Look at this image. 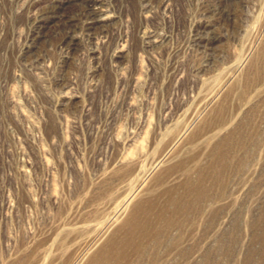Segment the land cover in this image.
Segmentation results:
<instances>
[{"label": "rangeland", "instance_id": "rangeland-1", "mask_svg": "<svg viewBox=\"0 0 264 264\" xmlns=\"http://www.w3.org/2000/svg\"><path fill=\"white\" fill-rule=\"evenodd\" d=\"M0 264H264V0H0Z\"/></svg>", "mask_w": 264, "mask_h": 264}, {"label": "bare ground", "instance_id": "bare-ground-1", "mask_svg": "<svg viewBox=\"0 0 264 264\" xmlns=\"http://www.w3.org/2000/svg\"><path fill=\"white\" fill-rule=\"evenodd\" d=\"M171 204H172V203H171ZM142 211H143V210H142ZM145 212H146V211H145ZM143 213H144V212H143ZM143 213H142V214H143ZM161 214H162V213H161ZM159 215H160V214H159ZM160 216H161V215H160ZM136 217H138V216H135V218H136ZM135 218H134V219H135ZM144 219H145V218H144ZM146 220H147V219H146ZM161 220H163V218H162V219L159 218V221H161ZM130 221H131V220H130ZM130 221H129V222H130ZM141 221H143V220H141ZM129 222H128V223H129ZM143 222H144V221H143ZM143 222H142L141 224H143ZM165 222H166L165 225L163 224V225H161V226L158 227V228L156 227V229H154V228H151V229H150V228H149L152 232H151V231H150V232H149V231L147 232V231H146V228H148V227H146L144 224H143V225H140V226L138 225L139 227H136V226L134 225V227H136V229L139 230V232H140L141 234L145 233V232H144V230H145V231H146V234H147L148 236H150V238L153 240V242H155V244H157L156 242H159V240H160L159 238H161L162 235L164 236L165 233L167 232V229L169 230V228H170V224H169L170 220H169V219H166ZM131 223H132V222H131ZM144 223H145V222H144ZM150 223H152V222H150ZM160 223H162V222H160ZM139 224H140V223H139ZM152 224H153V223H152ZM128 225H130V224H128ZM150 225H151V224H150ZM150 225H148V226H150ZM132 226H133V225H132ZM151 226H152V225H151ZM128 227H129V229H130V226H128ZM161 227H162V228H161ZM168 227H169V228H168ZM137 230H136V232H137ZM132 231H134V229H133ZM150 233H151V234H150ZM130 234H131V232H130ZM136 234H137V233H136ZM146 234H145V235H146ZM143 235H144V234H143ZM144 237H145V236H144ZM144 237H143V238H144ZM145 238H147V236H146ZM145 238H144V239H145ZM140 239H141V238H140ZM151 242H152V241H151ZM138 244H139V243H138ZM137 248H138V247H137Z\"/></svg>", "mask_w": 264, "mask_h": 264}]
</instances>
